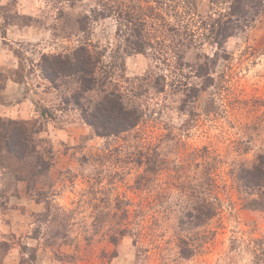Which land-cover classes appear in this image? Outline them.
<instances>
[{
	"label": "rangeland",
	"instance_id": "obj_1",
	"mask_svg": "<svg viewBox=\"0 0 264 264\" xmlns=\"http://www.w3.org/2000/svg\"><path fill=\"white\" fill-rule=\"evenodd\" d=\"M241 5L0 0V264H264V186L238 178L264 155V0ZM227 17L225 38L212 23ZM79 46L100 57L98 84L140 110L134 127L96 134L76 78L43 77L44 55ZM197 198L217 214L179 226Z\"/></svg>",
	"mask_w": 264,
	"mask_h": 264
},
{
	"label": "trees",
	"instance_id": "obj_2",
	"mask_svg": "<svg viewBox=\"0 0 264 264\" xmlns=\"http://www.w3.org/2000/svg\"><path fill=\"white\" fill-rule=\"evenodd\" d=\"M233 1L238 8L239 6L242 7V0ZM230 14H235L233 6ZM217 21L212 24H216L219 34H222L225 38L231 36V23L233 21L229 17L225 19L219 18ZM219 46L221 45L219 44ZM99 61L100 57L92 56L85 46H79L71 53L52 56L44 55L42 57L41 72L44 78L54 84L60 77H75L78 83V90L74 92L72 99L74 104L80 109L85 122L98 135H117L134 127L141 117V112L134 106L127 107L119 93L108 91L98 84V79L95 76V67ZM95 88L100 90V97L93 103L85 104L82 102L84 95ZM0 123L2 124V122ZM20 136L19 128L13 126V129L4 140V146L7 151L16 156L23 154L25 150L24 142L19 139ZM238 178L246 188L255 189L264 186V155H259L250 168H242L238 173ZM216 214L217 207L212 200L197 198V200H193L190 203L189 208L183 213V217L179 219L178 223L181 227H199ZM195 248L187 238H179V251L182 257H191Z\"/></svg>",
	"mask_w": 264,
	"mask_h": 264
}]
</instances>
